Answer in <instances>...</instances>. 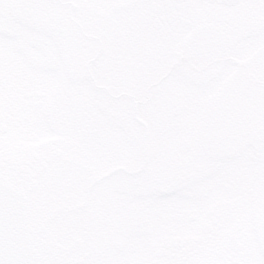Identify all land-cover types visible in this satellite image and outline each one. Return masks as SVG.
I'll list each match as a JSON object with an SVG mask.
<instances>
[{
	"label": "rangeland",
	"instance_id": "obj_1",
	"mask_svg": "<svg viewBox=\"0 0 264 264\" xmlns=\"http://www.w3.org/2000/svg\"><path fill=\"white\" fill-rule=\"evenodd\" d=\"M96 3L61 0L71 7L29 10L38 20L95 41L77 50L81 61L69 68L75 110L61 107L59 121L50 114L39 135L36 117L22 111L18 99L31 95L23 77L35 63L31 45L42 38L14 28L0 35L6 98L0 103V153L9 164L7 180L20 188L18 173L36 168L43 172L40 187L57 206L86 202L58 228L61 238L95 240L103 215L122 224L117 217L130 208L137 216L142 210L154 214L167 202L174 207L170 213L180 212L182 203L187 212L201 205L203 218L211 201L242 203L243 222L261 225L255 212L264 194V0H240L236 6L105 0L118 5L116 11ZM89 57L100 58L102 79L88 70ZM183 140H189V151L181 150ZM167 165L173 172L166 174ZM165 175L184 178V188L163 196L149 187L148 179ZM132 234L124 228L109 233L111 243L136 242L130 260L148 241Z\"/></svg>",
	"mask_w": 264,
	"mask_h": 264
},
{
	"label": "snow or ice",
	"instance_id": "obj_2",
	"mask_svg": "<svg viewBox=\"0 0 264 264\" xmlns=\"http://www.w3.org/2000/svg\"><path fill=\"white\" fill-rule=\"evenodd\" d=\"M94 6L112 7L114 11L119 7L106 4L105 0H97ZM138 6L142 5H129ZM57 7L71 5L61 4V0H0V35L14 28L25 37L35 33L42 38L31 45L35 63L28 69L27 76L23 77L27 80L31 95L21 94L18 99L21 110H30L36 117V135L40 134V126L47 124L50 114L59 121L63 115L61 107L75 110V79L69 68L74 69L81 61L78 49H88L95 44L83 33L75 37L62 27H57V22L46 23L29 12ZM100 64L99 57L88 58V70L97 80L102 79ZM3 93L4 85L0 84V103H6ZM96 98L93 96L90 99ZM5 156L0 153V264H264V226L260 224L243 227L237 245L230 248L224 245L225 225L217 222L202 234L213 242L215 249L204 246L195 252L185 249L182 244L184 236L199 231L201 205L193 206L190 220L168 235V247L176 253L173 257L165 252L146 261L137 248L135 258L130 260L127 243L112 244L113 237L103 231V223L98 226L95 240L87 237L81 241L75 235L61 238L58 228L68 223L72 210L67 206L58 209L50 200L39 184L43 172L36 168L18 173L21 177L18 183L22 190L20 199L23 201L24 219L23 227L13 243L8 235L6 203L3 200V184L8 179L9 171ZM148 222L152 223L151 220ZM121 228L122 225L118 223L112 225L113 232H120ZM156 229L157 226L153 225L150 231L140 233L141 242L157 236Z\"/></svg>",
	"mask_w": 264,
	"mask_h": 264
},
{
	"label": "flooded vegetation",
	"instance_id": "obj_3",
	"mask_svg": "<svg viewBox=\"0 0 264 264\" xmlns=\"http://www.w3.org/2000/svg\"><path fill=\"white\" fill-rule=\"evenodd\" d=\"M3 128H5L3 130ZM2 128L3 131H6L7 128L4 126ZM187 142V140H183V144ZM184 147V145H183ZM185 150V151H189V148H181V150ZM164 169H166V174H168V170H170L171 172H173L172 167L167 165L163 167ZM198 169H200V165L197 166ZM115 170H112L110 173H113ZM101 180V179H100ZM95 181V183L99 182ZM150 180V182L148 183L149 187L152 186V188H154L155 191L159 192L160 194H162L163 196H167L168 194H170L173 190L180 188V186L182 188H184L183 184H185L183 182L184 178L182 177H163L162 179L153 177L148 179ZM181 180L180 182H175ZM152 181V182H151ZM165 181V182H164ZM95 183H92L89 188L88 191L93 188V185ZM229 188V193L228 195H232V189L231 187ZM103 190V188L101 189ZM231 190V191H230ZM103 194V193H102ZM224 200H217V201H211L209 209L206 211L208 212V217L207 218H203L205 217L204 214L202 213V219H201V223L199 225V231H201V233H205L209 228H211L213 226L214 223L220 222V223H224L225 228H224V245L228 246V247H235L238 243V238H239V234L240 231L243 227L247 226V224L245 222H243L244 220V216H243V204L241 203L240 205H236L232 204V205H223ZM167 202V201H166ZM236 202V201H235ZM222 203V204H221ZM231 203V199L229 198L226 202ZM168 204V205H167ZM182 208L181 211L177 212V213H170L169 210H173L174 207L173 206H169V202L165 203V206L162 207H166L164 211L160 212V209H157L158 211H156L154 214L151 213L150 210H142L140 213V216H137L134 214L132 208H130L129 210L121 214V216H118L117 219L118 220H122V228L121 229H126L128 231V233L131 234V236H133L134 234L132 233H142V232H148L152 229L153 225L157 226V232L161 233L158 237L155 236L153 238L147 239L148 241L144 242V245L142 247V254H143V258L147 261L149 259L154 258L157 254H163V253H167V255L169 257H173L176 255V253L171 250L168 247V241H167V237L170 233L175 232L177 229H180L181 225L185 223V218L186 220H190L192 212H187V210L183 207L184 203H182ZM86 205V202L81 203L79 205H73V206H67L69 208H71V210H79L82 207H84ZM63 206L66 205H58V209L62 208ZM238 206H240V210L238 209ZM244 208H246V204L244 203ZM148 207V205H147ZM158 207H161V205H158ZM236 211V212H235ZM147 212V213H146ZM247 212V208L245 210V213ZM244 213V215L246 216V214ZM256 221H258L259 219V223H261L262 226H264V194L262 196V198L259 199L258 201V206L256 205ZM104 217V222L105 224H103V231L106 233H110L111 231H113L112 229V225L114 224V222H111L109 219L110 218H105L106 215H103ZM151 217V218H150ZM171 217L174 220V223H172V225H169L168 222V218ZM151 220L152 223H149L148 221ZM177 223H180L179 225ZM258 224V223H256ZM248 227V226H247ZM87 237H84L82 239L78 238L76 236V239L78 240H83ZM134 238V236L132 237ZM134 240V239H133ZM153 240V241H152ZM199 242V243H198ZM120 243H124L123 241H113L112 244L114 245H118ZM127 247H128V252L129 254H132V252L135 250L136 248V242L135 241H127ZM182 244L183 247L185 249H189L192 250L193 252H195L196 250H198L201 246L204 247H208L209 245H213V242L204 237L203 235H197L194 237H188V236H184L183 240H182Z\"/></svg>",
	"mask_w": 264,
	"mask_h": 264
},
{
	"label": "water",
	"instance_id": "obj_4",
	"mask_svg": "<svg viewBox=\"0 0 264 264\" xmlns=\"http://www.w3.org/2000/svg\"><path fill=\"white\" fill-rule=\"evenodd\" d=\"M210 2H219L226 6H236L240 0H209ZM5 128H3L4 130ZM189 142L184 143V147H188ZM21 189L10 181L6 180L3 184V200L6 203V214L8 222V235L15 243V238L19 235L23 227L22 203L20 199ZM25 246H27L25 244Z\"/></svg>",
	"mask_w": 264,
	"mask_h": 264
}]
</instances>
